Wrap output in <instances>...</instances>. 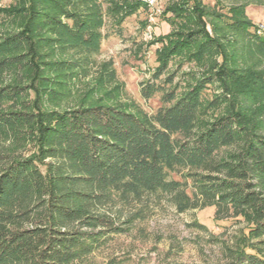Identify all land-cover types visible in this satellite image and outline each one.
I'll list each match as a JSON object with an SVG mask.
<instances>
[{
  "label": "trees",
  "instance_id": "trees-1",
  "mask_svg": "<svg viewBox=\"0 0 264 264\" xmlns=\"http://www.w3.org/2000/svg\"><path fill=\"white\" fill-rule=\"evenodd\" d=\"M250 4L264 11V0H214L210 11L202 0L164 6L170 29L158 38L171 44L166 58L189 51L191 59L218 61L180 91L173 76L160 79L162 59L139 89L143 99L160 96L150 114L86 96L59 110L44 105L71 69L55 51L97 54L106 14L120 24L145 0L0 5V264H83L128 229L132 217L122 219L116 205L146 199H165L179 212L212 207L215 220L243 221L223 247L225 264H264V30L246 16ZM209 15L220 23L210 25L213 34L238 37L249 66L225 60L224 37L207 30ZM206 84L223 94L205 99Z\"/></svg>",
  "mask_w": 264,
  "mask_h": 264
},
{
  "label": "rangeland",
  "instance_id": "rangeland-1",
  "mask_svg": "<svg viewBox=\"0 0 264 264\" xmlns=\"http://www.w3.org/2000/svg\"><path fill=\"white\" fill-rule=\"evenodd\" d=\"M170 1L157 0L146 8L139 7L133 14L121 19L120 24L106 14L100 50L88 58L76 50L55 51L54 58L69 61L71 69L65 79L62 78L64 84L52 86L57 94L55 98H45V107L63 109L77 104L86 96L85 100L90 102L101 98L108 104H120L130 111L140 110L150 114L162 105L160 96L157 94L143 99L139 89L142 83L151 80L163 60L166 66L160 79L165 75L173 76V84L180 91L199 83L203 75L213 73L214 63L218 61L214 56L191 59L188 56L190 52L186 51L169 52L166 58L163 48L166 49L169 40L159 39L158 36L170 29L161 18V11ZM10 2L2 0L0 5ZM202 2L207 10L213 9L214 0ZM219 10L226 12V8ZM245 14L259 27L258 31L264 30V11L260 6H246ZM207 22V30L211 33V24L220 28V23L210 15ZM179 26L177 24V29ZM180 29L186 31L185 27ZM212 36L224 37L219 39L225 48V60L230 65L247 67L251 64L248 62L251 61L249 53L241 49L237 36L219 29ZM252 60L254 62L256 58ZM53 77L56 78L55 74ZM201 89L205 99L223 94L214 84H206ZM223 110L221 107L209 110L207 117ZM115 208L122 213V219L132 217L127 224L128 229L115 234L105 246L89 255L83 264H225L223 247L232 246L245 227L243 221L235 218L215 220L212 207L179 212L165 199L160 202L146 199L124 206L117 204Z\"/></svg>",
  "mask_w": 264,
  "mask_h": 264
},
{
  "label": "built area",
  "instance_id": "built-area-1",
  "mask_svg": "<svg viewBox=\"0 0 264 264\" xmlns=\"http://www.w3.org/2000/svg\"><path fill=\"white\" fill-rule=\"evenodd\" d=\"M157 0H146V2L148 3V5H153Z\"/></svg>",
  "mask_w": 264,
  "mask_h": 264
}]
</instances>
